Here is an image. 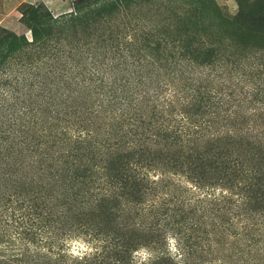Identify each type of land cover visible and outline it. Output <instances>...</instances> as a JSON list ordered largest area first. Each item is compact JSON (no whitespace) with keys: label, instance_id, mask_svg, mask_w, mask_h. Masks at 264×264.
I'll return each mask as SVG.
<instances>
[{"label":"trees","instance_id":"trees-1","mask_svg":"<svg viewBox=\"0 0 264 264\" xmlns=\"http://www.w3.org/2000/svg\"><path fill=\"white\" fill-rule=\"evenodd\" d=\"M126 1L35 13L31 40L0 37V66L31 44L62 66L0 116V264H69L62 240L71 236L94 247L84 264H129L132 250L168 229L195 242L228 232L264 241V82L252 98L240 92L239 67L212 46L161 39L119 66L95 48L50 45L53 34ZM243 11L222 22L253 24ZM169 84L173 95L161 96ZM250 103H260L252 115Z\"/></svg>","mask_w":264,"mask_h":264},{"label":"rangeland","instance_id":"rangeland-1","mask_svg":"<svg viewBox=\"0 0 264 264\" xmlns=\"http://www.w3.org/2000/svg\"><path fill=\"white\" fill-rule=\"evenodd\" d=\"M81 1L85 3L97 0H0V37L14 32L19 37L25 36L27 41L31 40L32 14L58 16L73 11ZM126 2L128 3L113 11L91 15L92 18L76 25L70 32L53 34L50 45L58 43L67 49L74 47L75 50L82 46L85 49L95 48L94 50L101 51L106 56L114 54V62L119 66L125 65L126 60L138 58L139 48L146 45L157 47L161 39L167 41L165 45L170 48L174 44L212 46L221 49L228 62L239 67L233 71L232 82L238 86L240 92H251L249 96L252 98L255 95L253 89L264 82V8L259 10L258 7H251L257 2L264 5V0ZM242 8L244 11L252 10L253 17L250 20L254 21L253 24L244 17L234 25L222 22L235 21ZM186 33L194 37L187 39ZM35 46L28 45L22 53L18 51L0 66V116L8 114L12 106L21 107L22 102L16 101L17 98L41 92L46 80L54 78L55 72L57 74L62 67L52 52L45 50L44 55L43 49ZM110 59L113 58H108ZM46 61L50 64L46 65ZM30 65L36 67L35 76L28 72ZM50 66L57 67L56 71ZM116 72H112L111 76L120 74L118 70ZM172 95L173 84H169L161 96ZM259 104H247L251 115L257 112ZM249 121L252 124L254 119ZM98 127L99 123H94V128ZM159 221L164 222L161 216ZM235 222L239 231L243 229L239 219H235ZM167 232L179 236L174 230L168 229ZM238 236L240 235L233 236L228 232L218 235L216 239H203L200 242H195V238L182 236L180 242L184 252L183 264H264V241L247 242L239 240ZM148 247L163 256L165 241L162 239L161 242L154 245L152 243ZM156 263L172 264L166 258L158 259Z\"/></svg>","mask_w":264,"mask_h":264},{"label":"clouds","instance_id":"clouds-1","mask_svg":"<svg viewBox=\"0 0 264 264\" xmlns=\"http://www.w3.org/2000/svg\"><path fill=\"white\" fill-rule=\"evenodd\" d=\"M164 255H158L148 246H140L130 252L129 264H156L161 258L169 259L172 264H183L184 252L179 237L172 232L164 234ZM65 255L69 258V264L78 262L84 264L95 255L94 247L88 239L80 236L65 237L62 240Z\"/></svg>","mask_w":264,"mask_h":264}]
</instances>
